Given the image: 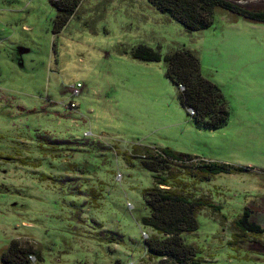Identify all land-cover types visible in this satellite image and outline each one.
<instances>
[{
	"label": "rangeland",
	"instance_id": "rangeland-1",
	"mask_svg": "<svg viewBox=\"0 0 264 264\" xmlns=\"http://www.w3.org/2000/svg\"><path fill=\"white\" fill-rule=\"evenodd\" d=\"M53 1L0 0V255L15 240L36 252L28 264L146 260L141 192L153 179L141 162L168 146L240 168L181 174L182 193L217 207L181 234L200 264H264V23L215 7L210 26L186 31L148 0H79L59 27ZM138 45L160 59L133 58ZM181 49L226 100L219 128L194 124L164 75ZM245 207L262 232L230 244Z\"/></svg>",
	"mask_w": 264,
	"mask_h": 264
},
{
	"label": "trees",
	"instance_id": "trees-1",
	"mask_svg": "<svg viewBox=\"0 0 264 264\" xmlns=\"http://www.w3.org/2000/svg\"><path fill=\"white\" fill-rule=\"evenodd\" d=\"M159 12L168 14L186 31L205 29L212 23V12L220 7L237 16L253 22L264 23V10H251L230 0H148ZM79 0L53 1L56 8V21L62 27L72 14ZM131 56L141 61H158L160 55L150 48L138 45L131 51ZM166 78L175 86H183L177 93L182 107L191 108L189 115L194 124L208 129H216L226 123L228 109L226 100L220 88L200 74L197 57L190 50L181 49L167 53L163 57ZM188 114V113H187ZM167 158L181 162H172L146 154L141 165L151 173L153 186L141 192L148 214L141 218V224L152 230L144 240L146 257L138 264H200L196 259L192 246L183 243L181 234L197 229L196 214L206 206H212L206 199L192 198L180 190L181 174L190 176L197 181L207 180L211 175L234 169L230 165L216 164L197 158L199 164L188 161L194 156L176 153L169 148H163ZM189 163L190 167L184 165ZM190 170H185L184 168ZM173 168H178L170 173ZM184 169V170H183ZM181 171V172H180ZM168 172V173H167ZM167 173L166 175H163ZM250 209L245 207L241 216L233 222L236 230L233 238L245 236L248 233L257 235L262 228L251 221ZM36 252L31 248L19 246L13 240L0 255L1 264H28V256Z\"/></svg>",
	"mask_w": 264,
	"mask_h": 264
},
{
	"label": "built area",
	"instance_id": "built-area-1",
	"mask_svg": "<svg viewBox=\"0 0 264 264\" xmlns=\"http://www.w3.org/2000/svg\"><path fill=\"white\" fill-rule=\"evenodd\" d=\"M178 91L181 92L183 90V86L182 85H178ZM78 88H79V83L75 84V85H72L71 86V95H77L78 94ZM70 107H74V104L73 103H70ZM186 112L188 113V115H192L193 114V110L191 108H186ZM88 134V133H87ZM149 150V154L153 157H157V158H161V159H168L172 162H181L179 160H176V159H170V158H167L166 155L163 153V151L161 149H157V148H152V149H148ZM145 157V155L143 154V158ZM119 177V176H118ZM145 235V233H142V235ZM146 236V235H145ZM149 236L147 237H143L142 236V239L143 241L146 240ZM28 259L31 263L34 262V255H29L28 256ZM141 259V258H140ZM128 264H133V263H128Z\"/></svg>",
	"mask_w": 264,
	"mask_h": 264
},
{
	"label": "crops",
	"instance_id": "crops-1",
	"mask_svg": "<svg viewBox=\"0 0 264 264\" xmlns=\"http://www.w3.org/2000/svg\"><path fill=\"white\" fill-rule=\"evenodd\" d=\"M166 145V144H165ZM162 148V147H161ZM165 148H169V149H171L172 151H175L176 152V150H174L173 148H171V147H168V146H166Z\"/></svg>",
	"mask_w": 264,
	"mask_h": 264
},
{
	"label": "water",
	"instance_id": "water-1",
	"mask_svg": "<svg viewBox=\"0 0 264 264\" xmlns=\"http://www.w3.org/2000/svg\"><path fill=\"white\" fill-rule=\"evenodd\" d=\"M231 1H233V2H238L239 0H231Z\"/></svg>",
	"mask_w": 264,
	"mask_h": 264
},
{
	"label": "flooded vegetation",
	"instance_id": "flooded-vegetation-1",
	"mask_svg": "<svg viewBox=\"0 0 264 264\" xmlns=\"http://www.w3.org/2000/svg\"><path fill=\"white\" fill-rule=\"evenodd\" d=\"M234 3H236V4H237V2H234Z\"/></svg>",
	"mask_w": 264,
	"mask_h": 264
}]
</instances>
